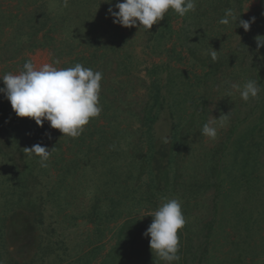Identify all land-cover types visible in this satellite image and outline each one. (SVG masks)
I'll use <instances>...</instances> for the list:
<instances>
[{
	"label": "rangeland",
	"instance_id": "374dc122",
	"mask_svg": "<svg viewBox=\"0 0 264 264\" xmlns=\"http://www.w3.org/2000/svg\"><path fill=\"white\" fill-rule=\"evenodd\" d=\"M50 1L0 0V76L9 72L18 74L22 70L23 64L28 60H32L35 66L39 68L43 63H50L53 59H58L60 63L55 66L67 68L70 61L76 56L87 57L92 53L91 45L94 43L96 34L86 35L88 29L87 24L86 28H83L84 23L77 26L81 39H78L80 42L76 43L75 47H72L70 41H67V36L65 37L59 29L53 33L55 40L53 44H44L43 47L32 49V51L29 50L30 46L27 43L23 44L25 47H17V44H15L16 34L20 35L21 32L30 34L31 31L36 38L42 37L41 30L37 32L31 23V25L23 27L20 21L24 18L28 19L38 10L45 8L53 10L54 4ZM232 1L231 4L234 7L231 4L229 7L224 3L225 1H222L214 8H209L207 0H197L195 12H189L184 17L173 19L171 21L173 38L171 43L167 44L169 55L166 57L152 56L148 54L149 52H146L149 51L148 48L152 50L151 32H145L143 29L138 30L137 27H131L132 30H129L117 24L120 33L126 36V43H121L120 46L116 45V49L109 52V56L101 57L103 53L102 49H99L95 53L96 63L94 69V71L103 73L100 97H105L113 105H111L109 111L103 109L100 116L92 120L94 123L86 125L81 134L93 133L92 138L96 139L98 137L96 131L99 130L101 132L105 131L107 136L109 135L108 130L111 129L109 127L113 123L118 124L120 130L126 129L141 134V130H139L140 117L144 112L143 105L147 100V86L149 84L147 70L152 66L168 63L171 68L178 70L181 76L177 83L181 85L182 90L184 88L190 89L191 85L195 87L198 77L203 76L206 78V73H208L200 88L196 87L194 89L193 87L195 99L198 101L193 123V109L190 107L187 109V105L184 112L185 120H189L191 123L189 126L186 125L188 128L180 138L181 151L179 162L177 161L176 164V184L172 189L179 197H183L182 194L188 193L186 191L187 187L194 180L196 181L194 187H198L199 197L191 201L192 199L188 198V195L190 196L189 189L186 199L181 200L193 205L188 217V229L193 230L194 235L190 238L194 247L197 243L203 241L202 235L197 237L195 234L200 232L199 229H202L203 224L210 219L214 192L213 187L208 190H205L204 187L201 188L206 171L201 168V164H198L199 154H202L203 151L212 150L219 157V151L229 147L233 141V131L236 134L243 130L242 127L246 125V123H241L243 118L248 116L250 118L253 114L254 116L250 119L255 117L257 103L254 105V99L247 102L243 101L239 96V92L232 89L231 85L237 84L242 88L248 80H256L258 85L259 81H264V52L262 51L264 47L258 50L256 47V37L264 36V0ZM104 3H106L104 0H76L72 6L73 11L70 10L71 15L68 16H75L76 20L79 21L81 19H78V16L82 18L87 9L91 13L93 10H98V4L102 5ZM225 6L228 7L226 9L232 8L238 14L241 13V19L250 20L253 17L255 18L249 31L245 32L240 27H236L233 31V26L219 24V14L225 13ZM2 15L9 17L10 22L13 21L10 24L4 22L1 18ZM46 25L50 26V23ZM158 26L159 23L153 25L152 29H156ZM102 29L104 31L110 30L107 25H104ZM36 38L33 36V39ZM69 38L71 39V37ZM88 40L91 42L90 45ZM211 48L218 51L216 61H212L210 57ZM120 62L123 64H120ZM118 64L121 68L119 73H117ZM258 74H260V79ZM163 80L166 82V78H163ZM3 86V82L0 81V87ZM162 92H165L164 89H162ZM2 96L3 94H0V110L4 107L7 113L12 115L9 102L4 106L5 99ZM115 111L118 112L117 119ZM222 114H228L229 119L222 127L219 124L217 125V137L213 140L203 136L201 134L202 126L209 122L212 116L219 118ZM171 122L169 111L165 106L152 127L155 149H164V151L168 149L171 138ZM235 127L238 128L235 130ZM46 134H51L50 136L57 138L61 153L56 149L58 147L56 142L51 141L46 147L49 149L54 147L52 152L55 151V153L52 155L58 156L60 153L59 157L62 159L59 160V163H54L56 159L50 157L48 167L42 173L39 172L38 168L33 169L38 164L33 163L35 162L34 158H30L26 153L19 154L12 146H5L3 144L5 137H0V181L11 180L8 181L9 184L0 187V218L5 220L2 227L4 229L5 246L12 258L20 264H56L60 257H67V260H71L75 255L68 253V249L71 250L75 246V250H78L77 247L79 246L83 250L82 252L89 250L90 248L86 243L87 233L92 232L94 227L91 222L93 216H87V213L94 210L92 205L96 203V199H103L106 194L109 197L117 196L116 193H112L111 179L104 176L103 172L106 169L102 168L101 164L95 163V165L91 162H89L91 164L85 162L86 165L80 168L76 174L71 175V172L68 173L62 187L60 186L56 190L55 184H57L58 171L61 166L72 159V153L82 151L80 152L81 155L85 148H80L77 145L76 142L79 143L81 140L64 137L57 129L49 127ZM137 134L132 139L129 140L128 138L125 139L126 141L121 142L124 144L129 143L131 148H134L135 145H141L140 137H137ZM162 137H166L167 142H164ZM89 143V140H87L86 144ZM190 145L194 148L193 151H187ZM145 147L146 145H143V151H146ZM132 152L133 149L130 150V153ZM260 158L264 161V153H261ZM98 159L96 157L92 159V162H97ZM31 169L34 171L32 175H28ZM18 170L20 175L22 173L28 175V182L26 178L27 187L21 191L25 198L22 206L15 213H12V211L7 212L9 211L8 208H6V211L3 208L8 207L17 200L16 195L19 194V191L11 190V187H13V184L15 185L16 178L19 176V173H16ZM146 174H139L130 181V188L136 189L137 196L148 187ZM119 185L122 188V190L120 189V195H126L123 189H125V186H129V182L125 181V178H121ZM139 198L146 200L147 196L143 194ZM27 201L35 205L34 207L39 213L33 212L29 204L26 203ZM159 204L157 200H154L151 206L148 205L147 201H144L140 206H133V212L129 218L137 217L142 220L146 219L144 220L145 223L152 222V217L147 216V214L156 209ZM127 206H129L128 201L120 206L121 213L115 219L104 220L105 235L101 241L104 248L100 251L101 256L107 254L114 256L110 250L118 240L115 231L127 218V213L130 210L129 208L126 211ZM3 211L7 212L6 216H2ZM261 228V231H256V234H261V237L257 236V238H263L261 241L263 249L258 251V257L255 259L258 264H264V223H262ZM179 232L182 234L183 229L178 231V235ZM225 233L229 234L227 238L229 241L234 240L235 235L230 228H226L222 236ZM183 235H185V232ZM90 237L93 238V235ZM186 238H181V246L184 248L188 243ZM149 239L150 237L142 235L135 240L138 245H133L135 250L129 252L126 255L127 258L139 253L138 251L141 250V256L147 260L145 262L143 259L142 263L164 264L154 252L157 260L152 259L155 256L149 253ZM93 240L96 244V240ZM62 249L67 251V254L60 256L63 252ZM226 250L228 248L221 249L220 254L217 253L219 264H228L225 261H227L226 259L230 260V257L223 254ZM247 256L249 259L250 256ZM224 257L225 259L222 261ZM101 262L100 257L93 264H101Z\"/></svg>",
	"mask_w": 264,
	"mask_h": 264
},
{
	"label": "trees",
	"instance_id": "16d2710c",
	"mask_svg": "<svg viewBox=\"0 0 264 264\" xmlns=\"http://www.w3.org/2000/svg\"><path fill=\"white\" fill-rule=\"evenodd\" d=\"M73 1L67 0V6H65L64 0H51L50 2L54 4L53 7H56L57 10H54V8L53 10H48L47 8L41 9L38 10L37 13L35 12L34 15L29 16L28 19L24 18L21 20L20 23L23 27L32 24V27H34L37 32L41 30L42 37L36 38L31 31L29 32L30 34L21 32L20 35L16 34L15 36V44H17V47L19 48L23 46L24 43H27L30 46L29 50L32 51V49L43 47L44 44H53L55 41L53 33L57 32L58 29L65 37L67 36V41H70L72 47H75V44L80 42L78 39H81V37H79L80 33L77 31V26L78 24L82 25V23H84L83 28H86L87 24L88 29L86 35L90 36L91 34H96L94 43L91 45L93 51L87 57L76 56L70 61L68 67H72L76 63H81L84 67L94 70L96 63L95 53L99 49H102L103 54L101 57L105 55L109 56V52H113L116 49V45L120 46L121 43H126V36L120 33V28L117 24H113L112 17L108 12L110 6L113 7L115 11V3L122 2V0H112L111 5L109 3H107V5H105L106 3L102 5L98 4L97 9L99 11L101 10L100 12L98 10H93L90 13L87 9L82 18L78 16V19L80 18L83 21L76 20L75 16H68L71 15L70 10H72V6L76 0ZM222 1H225L224 3L229 7L233 2L232 0H207V4L209 8H214V6L222 3ZM226 8L228 7L225 6L224 9ZM101 12L102 14H100ZM223 16V12L220 13L218 20ZM179 17L180 16L174 11L169 10L164 19L159 22V26L150 31L152 33L153 45L152 50L147 47L149 51L146 52H149L148 54L164 57L169 55L167 44L171 43L173 38L171 21ZM1 18L8 24L13 21L10 22L11 19L3 15ZM47 23H50V26L46 25ZM104 25H107L110 30L104 31L102 29ZM125 29L132 30L131 27ZM33 36L36 39H33ZM68 36L71 37L72 40ZM30 41L32 42L30 43ZM88 44H91L89 40ZM262 51L264 52V48H262ZM120 64L123 63L120 62ZM120 64L117 65L119 66L117 68V73H119L121 69ZM147 74L149 84L147 86V100L143 105L144 112L142 117H140L141 124L139 130H141V134L126 129L120 130L118 129L119 125L113 123L109 127L112 132L108 130L107 133L109 135L107 136L105 131L101 132L99 130L96 131L98 136L96 139L92 138L93 133L80 135L77 140L81 141L76 143L80 148L84 147L85 151L81 155L80 152L82 151L72 153V159L62 165L58 171L59 176L57 177V184H55L56 190L60 188V186L62 187L68 173L71 172V175L76 174L80 168L86 165L85 162L101 164L102 168L106 169V171L103 172L104 176H108L111 179L113 185L112 193H116L117 196L109 197V195L106 194L103 199H96V203L92 205V209L94 210L87 213V216H93L91 222L94 227L92 232L87 233L88 237L86 238V243L90 249L86 252H82L83 250L80 246L77 247L79 248L78 250H75L76 246L71 250L68 249V253L75 256L72 257L71 260H67V257L58 258L57 256L59 261L56 264H93V262L100 257L102 259L101 264H144L142 263L144 258L141 256V250L138 251L139 253H135L129 258L126 256L129 252L135 250L133 245H138L135 240L143 235L146 231L145 229H147L151 223L149 221L145 223L144 220L146 219L144 218V220L138 219L137 217L129 218L133 212L132 209L136 205H142L144 201H147L149 206L152 205L154 200L160 203L161 199L165 197L178 198L180 200L186 199L189 189L190 196L188 195V198H191V201L199 197V192H197L198 187H194L196 183L195 180L187 187L188 189H186V191H188V193L182 194L183 197H179L172 190L176 184V164L177 161L179 162L178 159L181 151L180 138L191 123L189 120H185L184 117L187 105V109L190 107L194 112L192 123L194 116H196L195 109L198 105V101L195 99L194 86L191 85L190 89L184 88L182 90L181 85L177 83L180 80V72L171 68L168 63L152 66L147 70ZM207 76L208 73H206V78ZM199 77L194 89L196 87L200 88L206 79L203 76ZM163 78H166V82ZM258 78L260 79V74H258ZM259 87L261 88V92L258 98L254 99V105L257 103L255 117L250 119L254 116L253 114L250 118L249 116L243 118V122L241 121V123H246V125L242 127L243 130L239 133L235 134L233 131L232 134L234 135V139L229 147H226L223 151L220 150L219 157H217L216 153L212 150L203 151L202 154H199L200 158L198 159V164H201V168L206 171L203 179L204 183L201 184V188L204 187L205 190H208L213 187L214 190L210 211L211 216L208 222L203 224L202 229H199L200 232L195 234L197 237L202 235L203 241L197 243L196 247H194L191 243L192 239L190 238L194 235L193 230L190 231L188 229V217L193 205L189 202H182V211L186 219V224L182 228V234L179 232L180 246L181 238L183 237H187L186 241L188 243L185 248L183 246L180 247L179 255L181 256V260L179 264H219V256L217 253L219 252L220 254L221 249L224 248H228V250L223 253L230 257V260L226 259L227 261H225L228 264H258L255 259L258 257V251L263 249V243H261L263 238H257V236L261 237V234H256V231H261V225L264 223V161L260 158L261 153H264V81H259ZM162 89H164V93ZM2 98L5 99L4 95ZM7 102L8 101L5 99L3 102L4 106ZM100 104L105 111H109L111 105H113V103L111 104L105 97H100ZM165 106L172 120V129L170 145L168 149L164 151V149H155L152 127L159 113L163 111ZM0 114V137H5L3 144L5 146H12L19 154H25L24 148H30L37 143L43 146H47L51 141L57 143V138L50 136L51 134H46L49 128V123L47 121L44 122L42 127H39L31 118L17 117L13 111L11 112L13 115L12 117V115L7 113L4 107L3 109L1 108ZM117 114L118 112L115 111L116 119L118 117ZM92 120L93 119L90 120V124L94 123ZM187 124L188 126H186ZM237 128L238 127H235V130ZM136 134L137 137H140L139 141L141 145H135L134 148H131L129 143L124 144L121 142L126 141L125 139L128 138L129 140L132 139ZM87 140H89V144H86ZM57 145L58 147L56 149L60 151V145L58 143ZM143 145H146V151L142 150ZM189 148H187V151H193L194 149L191 145ZM132 149L133 152L130 153ZM54 153L55 151L52 152V154ZM60 153L59 155H61ZM59 155H51V157L56 159L54 163H59V160L62 159ZM96 157L99 158L98 161L92 162V159ZM30 158H34L35 162L33 163H37L38 157L30 156ZM37 168L41 173L45 169L41 168L39 164L33 169ZM33 169L29 170L28 175H32ZM16 173L18 174L19 170L18 172L16 171ZM144 173H147L148 187L137 196L136 189L130 188V181L137 175ZM28 175L26 173L20 175L19 173L15 185L13 184V187H11V190L19 191V194L16 195L17 200L12 202L11 205H8V207L5 206L3 210L6 211V208H8L9 211L7 212L12 211V213H15V211L22 206L25 198L21 194V191L27 187ZM121 178H125V181L129 182V186L127 185V187L125 186V189H123L126 195H120V189L122 190L119 185ZM193 179L195 178L193 177ZM8 181L10 182L11 180L0 181V187L9 184ZM143 194H146V200L139 198ZM126 201H128L129 204V206L126 207V211L129 210V208L130 210L127 213L125 221L115 231V236L118 237V240H116L115 245L110 250L114 256L110 254L101 256L100 251L104 248L101 241L105 235L103 222L104 220L109 221L110 219H115L117 215L121 213L120 206ZM26 203L29 204L33 212L39 213L37 209H35V205L29 201ZM7 212L3 211L1 213L2 216H6ZM4 221L3 218H0V264H20L12 258L5 246L4 229L2 228ZM226 228H230L234 233L235 236L233 241L227 239L229 234L225 233L222 236ZM184 232L185 235H183ZM91 235H93V238L90 237ZM93 239L96 240V244H94ZM64 249H62L63 252H61L60 256L67 254V251ZM149 253L151 255L154 254L150 249ZM247 255L250 256L249 259ZM225 257L222 261H224ZM152 259L156 261L157 257H152ZM144 261L146 262L147 260L144 259Z\"/></svg>",
	"mask_w": 264,
	"mask_h": 264
},
{
	"label": "clouds",
	"instance_id": "9594fccd",
	"mask_svg": "<svg viewBox=\"0 0 264 264\" xmlns=\"http://www.w3.org/2000/svg\"><path fill=\"white\" fill-rule=\"evenodd\" d=\"M104 2L112 4V0ZM64 3L67 6V0ZM196 7L197 0H122L115 3V11L110 6L108 12L113 24L125 28L138 27V30L150 32L169 10L184 17L189 12H195ZM254 21V17L250 20L241 19V13L229 8L218 22L233 26V31L240 27L247 32ZM256 47L257 50L264 47V36L256 37ZM217 53L211 48L209 54L212 61L217 60ZM59 63L58 59H53L37 68L32 60L26 61L18 74L9 72L0 76L4 85L0 87V94L4 95L17 117L31 118L39 127L47 121L49 127L59 130L62 136L75 139L83 133L90 120L99 117L103 110L100 104L103 73L84 67L81 63L58 68L55 65ZM231 87L239 92L245 102L258 98L261 92L256 80H248L242 88L237 84ZM228 119V114H222L219 118L212 116L202 126L201 134L214 140L217 137V125L222 127ZM162 139L167 142L166 137ZM53 148L37 143L24 148V151L29 156L38 157L37 163L41 168H47ZM147 216L152 217V222L143 235L150 237V249L164 264H179L178 231L186 224L182 201L178 198H162L159 206Z\"/></svg>",
	"mask_w": 264,
	"mask_h": 264
}]
</instances>
